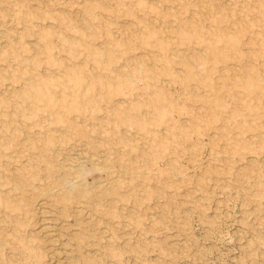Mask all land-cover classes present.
Masks as SVG:
<instances>
[{
  "label": "rangeland",
  "instance_id": "rangeland-1",
  "mask_svg": "<svg viewBox=\"0 0 264 264\" xmlns=\"http://www.w3.org/2000/svg\"><path fill=\"white\" fill-rule=\"evenodd\" d=\"M0 264H264V0H0Z\"/></svg>",
  "mask_w": 264,
  "mask_h": 264
},
{
  "label": "bare ground",
  "instance_id": "bare-ground-1",
  "mask_svg": "<svg viewBox=\"0 0 264 264\" xmlns=\"http://www.w3.org/2000/svg\"><path fill=\"white\" fill-rule=\"evenodd\" d=\"M17 97H18V96H17ZM93 165H94V164H93ZM96 166H97V165H96ZM98 167H99V166H98ZM98 167H97V168H98ZM98 182H99V181H98ZM72 184H73V183H72ZM74 186H75V185H73V187H74ZM49 210H50V209H49Z\"/></svg>",
  "mask_w": 264,
  "mask_h": 264
}]
</instances>
